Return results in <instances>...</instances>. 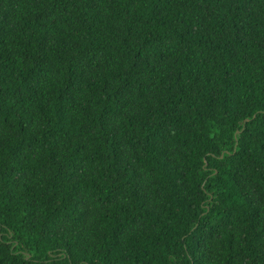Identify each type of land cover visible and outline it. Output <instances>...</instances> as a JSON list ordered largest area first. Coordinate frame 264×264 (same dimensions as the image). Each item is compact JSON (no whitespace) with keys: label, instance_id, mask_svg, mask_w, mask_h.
Masks as SVG:
<instances>
[{"label":"trees","instance_id":"trees-1","mask_svg":"<svg viewBox=\"0 0 264 264\" xmlns=\"http://www.w3.org/2000/svg\"><path fill=\"white\" fill-rule=\"evenodd\" d=\"M0 264H264V0H0Z\"/></svg>","mask_w":264,"mask_h":264}]
</instances>
